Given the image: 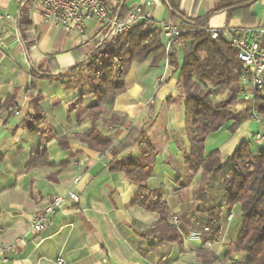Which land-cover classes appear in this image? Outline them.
<instances>
[{
    "label": "crops",
    "instance_id": "1",
    "mask_svg": "<svg viewBox=\"0 0 264 264\" xmlns=\"http://www.w3.org/2000/svg\"><path fill=\"white\" fill-rule=\"evenodd\" d=\"M232 1L244 4L228 11L221 0H178L177 9L187 19L207 16V28L264 27V0ZM121 4L127 9L142 5L156 26L167 21L179 28L182 23L162 0H114L110 13ZM21 7L30 24L24 31L28 47L18 31ZM110 31L106 23L93 21L83 35L68 33L44 21L36 2L19 6L0 0V243L22 238L5 264H55L59 255L66 264H202L207 257H199L200 251L214 255L209 264H247L249 255L233 249L242 224L238 204L229 221L223 208L220 235L210 238L202 212L222 192L217 181L201 170L192 173L184 163L183 154L190 151L184 102L166 59L156 65L149 59L133 62L124 78L126 92L113 108L92 116L95 97L87 71L70 68L112 38ZM8 101L17 113L4 106ZM232 107L234 114L243 111L239 101ZM232 124L230 120L206 137L205 154L217 149L224 160L248 143L247 119L233 130ZM130 129L143 131L145 141L115 159L108 149L96 150L80 139L99 134L115 146ZM147 146L154 155L146 185L161 190L180 244L142 237L158 215L130 203L139 185L114 164L125 156H141ZM248 146L251 152L260 150L258 143ZM42 151L49 163L32 164ZM222 164L223 169L230 166L225 160ZM68 190L78 201L67 196L46 227L33 232L34 210Z\"/></svg>",
    "mask_w": 264,
    "mask_h": 264
},
{
    "label": "trees",
    "instance_id": "2",
    "mask_svg": "<svg viewBox=\"0 0 264 264\" xmlns=\"http://www.w3.org/2000/svg\"><path fill=\"white\" fill-rule=\"evenodd\" d=\"M162 1L173 16H181L177 9L178 0ZM221 2L222 8L228 11L244 4L232 0ZM20 9L18 31L25 47H28V38L24 31L30 24L25 11L22 7ZM130 12L131 9L121 4L113 14L118 21H124ZM181 17L182 23L178 29L182 31L179 37L182 44L169 54L165 52L161 24L156 26L153 21L142 20L129 31L115 34L104 41L87 54L82 63L70 69L87 71L90 93L95 97L91 112L92 116H97L104 109L113 108L117 98L126 92L124 78L133 62L149 59L152 65H156L161 59H166L173 67L177 87L184 102L185 131L190 144V151L183 154L184 163L192 173L201 170L209 175L210 181H217L222 192L220 199L202 212L206 217L205 225L209 227L210 238L217 239L220 235L223 208L227 209L228 214L238 204L242 224L233 249L249 255L247 264H264V148L251 152L247 143L241 144L224 159L230 164L227 169L222 168L224 160L217 149L208 154L204 153V141L210 133L219 130L230 120L233 121V130L247 119L246 110L234 114L230 109V106L239 101L238 78L242 63L237 50L229 47L224 38H211L205 25L207 16L200 19ZM223 93L224 98L212 101L211 96ZM9 105L11 106L9 101L4 104L6 108ZM35 119V122L40 120L39 117ZM33 126L32 124L31 128ZM80 139L96 150L108 149L114 159L136 143L145 141L144 132L134 129H130L127 136L115 146H112L106 136L99 134L92 137L88 133L81 135ZM146 148L148 150L141 156H125L118 162L114 161V164L139 185L130 203L158 215L155 223L142 237L154 239L156 244L165 241L180 244V233L170 221L161 190H153L146 185L154 155L149 146ZM45 153L42 151L36 154L30 162L34 164L42 160L49 163ZM2 158L0 154V162ZM197 255L207 257L202 264L215 261L212 253L200 251Z\"/></svg>",
    "mask_w": 264,
    "mask_h": 264
},
{
    "label": "built area",
    "instance_id": "3",
    "mask_svg": "<svg viewBox=\"0 0 264 264\" xmlns=\"http://www.w3.org/2000/svg\"><path fill=\"white\" fill-rule=\"evenodd\" d=\"M19 6L25 2H36L39 6L40 14L44 21L52 23L54 26L64 29L66 32H77L81 35L91 22L98 26L105 23L111 27L113 35L129 31L136 23L142 20H149V14L144 12L142 5H137L131 9L130 14L124 21H118L110 13L109 4L114 0H14ZM148 5V2H146ZM164 35V46L166 54L174 51L180 46L179 39L181 30L170 24L161 22ZM211 38H224L229 47L237 50L238 58L242 63V71L238 78L239 102L243 105V110L247 111V120L255 121L259 130L254 133V141L264 144V27L236 28H208ZM8 111L17 113L14 107H8ZM77 180V179H76ZM78 201V196L71 190L65 193H55L51 199L41 208H36L33 212L30 229L33 232L42 231L51 216L57 209L66 202V197ZM233 212L229 211L226 219L229 221ZM177 218H172L176 222ZM204 229H208L205 227ZM22 240L21 237L15 240L14 244L0 243V264H5L9 260V254L15 249V244ZM55 264H66L61 255L54 260ZM240 264V263H232Z\"/></svg>",
    "mask_w": 264,
    "mask_h": 264
},
{
    "label": "rangeland",
    "instance_id": "4",
    "mask_svg": "<svg viewBox=\"0 0 264 264\" xmlns=\"http://www.w3.org/2000/svg\"><path fill=\"white\" fill-rule=\"evenodd\" d=\"M224 97H225V93L218 95V96H211V99L212 101H219ZM230 109L234 113V107L230 106ZM247 124H248V127L245 130V135L247 136V139H249V141H247L248 142L247 144H251L254 146L256 145V142L254 141L253 136H254V133L259 130V126L257 125L255 121H252V120L251 121L247 120ZM261 132H264L263 127H261ZM263 148H264V144L263 145L260 144V149H263ZM232 212L235 215L236 209H234Z\"/></svg>",
    "mask_w": 264,
    "mask_h": 264
}]
</instances>
